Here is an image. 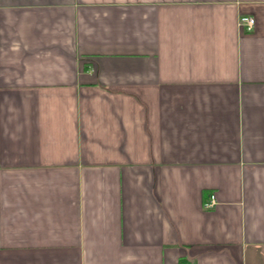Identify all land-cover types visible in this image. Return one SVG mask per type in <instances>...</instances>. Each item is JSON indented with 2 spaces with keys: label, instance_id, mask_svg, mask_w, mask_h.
Wrapping results in <instances>:
<instances>
[{
  "label": "crops",
  "instance_id": "crops-1",
  "mask_svg": "<svg viewBox=\"0 0 264 264\" xmlns=\"http://www.w3.org/2000/svg\"><path fill=\"white\" fill-rule=\"evenodd\" d=\"M181 262L264 264V0H0V264Z\"/></svg>",
  "mask_w": 264,
  "mask_h": 264
},
{
  "label": "built area",
  "instance_id": "built-area-1",
  "mask_svg": "<svg viewBox=\"0 0 264 264\" xmlns=\"http://www.w3.org/2000/svg\"><path fill=\"white\" fill-rule=\"evenodd\" d=\"M256 19L253 16H241L239 19V24L241 27L252 30L255 27ZM217 203L216 195L212 194L210 198L204 203V207L207 209L213 208ZM180 264H189L186 262H181Z\"/></svg>",
  "mask_w": 264,
  "mask_h": 264
}]
</instances>
